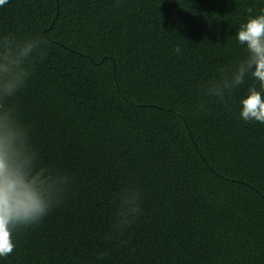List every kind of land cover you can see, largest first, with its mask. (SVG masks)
<instances>
[{"label":"trees","instance_id":"16d2710c","mask_svg":"<svg viewBox=\"0 0 264 264\" xmlns=\"http://www.w3.org/2000/svg\"><path fill=\"white\" fill-rule=\"evenodd\" d=\"M261 9L264 0L0 6V36L46 41L9 103L37 166L64 180L59 203L15 234L0 264H264V124L239 115L259 85L249 75L225 102L201 87L245 58L235 35ZM126 190L139 192L140 211L120 234Z\"/></svg>","mask_w":264,"mask_h":264},{"label":"clouds","instance_id":"9594fccd","mask_svg":"<svg viewBox=\"0 0 264 264\" xmlns=\"http://www.w3.org/2000/svg\"><path fill=\"white\" fill-rule=\"evenodd\" d=\"M6 3L0 0V6ZM235 36L247 55L233 69H222L218 80L201 87L205 95L225 102L251 75L259 88L254 85L247 89L240 100L239 115L245 122L264 124V9L241 24ZM44 44L43 38L0 36V257L9 256L16 246L15 234L38 225L62 195L64 180L37 166L27 130L9 103L31 77L35 64L44 58ZM175 51L179 53L180 48ZM139 195L138 191L126 190L120 196L114 223V230L120 234L140 211Z\"/></svg>","mask_w":264,"mask_h":264}]
</instances>
